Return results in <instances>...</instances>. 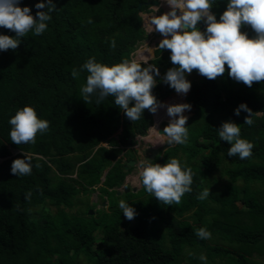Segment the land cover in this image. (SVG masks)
<instances>
[{
  "label": "trees",
  "instance_id": "16d2710c",
  "mask_svg": "<svg viewBox=\"0 0 264 264\" xmlns=\"http://www.w3.org/2000/svg\"><path fill=\"white\" fill-rule=\"evenodd\" d=\"M146 1L53 0L56 10L50 13L44 33L37 36L29 31L16 50H0V264H79L81 256L91 264H205L199 259L201 252L207 257L206 264H264L253 257L257 253L264 258V81L253 82L251 87L242 82L223 94L219 79H231L228 66L222 76L214 80L201 76L190 82L189 94L176 93L166 101L191 105L190 111L183 112L188 139L183 145L164 147L153 164L163 166L176 158L182 170L191 168V192L172 205L160 202L144 187L136 193L125 192L128 204L138 212L134 224L125 222L122 210L116 207V188L131 170L127 164L134 159L135 138L153 125V113L144 109L139 120L131 121L115 105V97L98 104L92 95L87 103L80 97L87 71L76 79L71 73L90 58L107 66L131 62L137 46L147 37L141 16L149 8ZM40 2L20 0L19 6L29 7L37 18V11H47L35 8ZM43 2L47 4V0ZM209 2L219 22L229 0ZM206 27L204 20L197 24L201 32ZM241 32L248 38L256 36L246 24ZM0 35L16 37L3 27ZM112 40L115 48L110 46ZM152 56L149 49L143 60ZM139 63L159 70V76L152 73L156 84L151 90L158 102L173 94L175 90L162 79L175 67L170 50L157 49L148 64ZM242 103L254 113L253 125L244 124L248 113L243 110L242 119L236 122L240 138L254 145L252 156L244 160L228 156L231 145L220 139L218 129L223 122L216 119L223 113L235 117L234 110ZM26 105L35 109L39 119L47 120L49 128L37 133L34 144L16 145L10 139L8 121ZM167 106L172 105L168 103L159 116ZM12 148L18 152L14 154ZM26 155L31 157V174H12V162ZM224 160L231 164L226 173L232 184L198 199L208 177ZM239 180L243 186L236 184ZM256 183L263 188L253 189ZM98 184H102L100 191L108 197L112 211L104 209L98 216L71 215L65 210L34 215L33 209L48 201L69 207L75 195ZM29 192L30 198L25 199ZM191 209L192 215L185 216ZM201 227L219 241L198 238L195 233ZM96 229L101 230V241L94 236Z\"/></svg>",
  "mask_w": 264,
  "mask_h": 264
},
{
  "label": "clouds",
  "instance_id": "9594fccd",
  "mask_svg": "<svg viewBox=\"0 0 264 264\" xmlns=\"http://www.w3.org/2000/svg\"><path fill=\"white\" fill-rule=\"evenodd\" d=\"M19 2L20 0H0V27L16 33L15 38L0 35V50H16L20 38L25 37L29 31H33L37 36L44 33L46 22L51 20L50 13L56 10L53 0H47V4L41 0L35 8H47V11H37V18H34L30 14L31 9L27 6L20 7ZM166 2L171 11L150 18L151 27L155 26V31L164 37L159 43V49L170 50V60L175 66L167 70L162 78L164 83L178 94H187L191 83L185 78L186 73L190 74L195 69L200 75L214 80L224 74L225 64L230 69L229 76L248 87H251L253 82L264 81V0H229L219 22L210 11L212 4L209 0ZM177 9L180 10V15H177ZM201 20L207 25L204 32L197 28ZM244 24L249 25L256 33L255 38H248L246 33L241 32V26ZM110 46L115 48V40L111 41ZM139 62L124 60L119 64L107 66L96 62L95 58H90L80 69H73L71 75L76 79L81 71H87L86 85L80 89V97L85 102L90 103L92 95L96 96L98 104L109 96L115 97V105L123 109L128 119L136 121L140 119L144 109H148L155 117L158 108L165 107L156 100L151 91L156 84L152 73L159 76L158 68L148 64L147 60V67H142ZM133 101L134 105L130 106ZM186 109L190 111L191 105L167 106V115L173 119L164 128L166 135L158 133L166 137L167 144L183 145L187 142V117L183 115ZM241 110L248 113L244 124L253 125L252 110L242 103L234 110V114L239 116ZM154 119L156 122V118ZM8 123L12 126L10 139L16 145L34 144L37 133L42 134L49 128V122L39 119L35 109L27 105L18 110ZM155 125L153 123L152 127ZM148 130L147 134L150 132ZM218 133L221 140L231 145L228 149L229 157L238 155L244 160L252 156L254 145L240 138L241 129L235 123L224 122ZM36 167L40 165L37 164ZM11 172L16 176L30 175L31 157L26 155L25 159H15L11 164ZM139 177L146 191L166 205L179 204L181 197L192 190V170H182L180 161L176 158H171L163 166L148 162L147 166H144L142 163ZM209 195V189H205L198 199L204 200ZM30 196L29 192L25 199ZM119 207L129 221L136 215L134 208L123 200L119 202ZM195 235L202 240L211 239V232L203 227L199 228ZM199 259L206 264L205 255L201 254Z\"/></svg>",
  "mask_w": 264,
  "mask_h": 264
},
{
  "label": "rangeland",
  "instance_id": "374dc122",
  "mask_svg": "<svg viewBox=\"0 0 264 264\" xmlns=\"http://www.w3.org/2000/svg\"><path fill=\"white\" fill-rule=\"evenodd\" d=\"M167 5L168 4H167L166 0H160L159 5L148 6L149 8L147 11L141 12V16L143 18V26L145 28L147 37L137 46L136 50L132 54V60H136L138 62L139 61L138 57L140 55V52L142 50H149V49L152 50L153 56L151 59L147 60V62H149L150 60H152L155 57L156 51H157V49H159V47H157V44L159 43V41L157 39L159 37H161L160 36L161 34L158 31H155V29H154L155 26H152L153 27V30H152V27L150 25V18L155 16V15L159 16V15L165 14L166 9H167L166 8ZM180 14H181L180 10L177 9V15H180ZM147 16H149L150 18L147 19L146 18ZM226 67H227V64H225V70H226ZM201 76L202 75H200L198 73V71L194 69L192 71V73H190V74L187 73L185 78L189 82H192L196 79H199ZM219 83L221 85V90H222L223 94L228 93L230 89H237L242 84V82H237L232 78L228 79L225 76H222L219 79ZM176 93L177 92L174 91L173 94H171V96L176 94ZM188 94H189V92H188ZM169 98L164 99L161 103H165ZM167 103H170L171 105H177L172 100L171 101L169 100V102H167ZM158 116H159V110L157 111V117ZM157 117H156V119H157ZM159 117H164L163 122L160 123L161 120L158 118L159 123L155 126V127H157V129L155 127L152 128L154 131H158V132H159L160 125H161V127L164 128L172 120V117H169L167 115V112L162 113L161 116H159ZM176 118L178 119L179 116H177ZM216 119H221L223 123L224 122H233V123L237 124L236 122L241 120L242 118L240 115L235 116L233 118H229V117H227L226 113H223L222 115H217ZM119 133H120V131L117 134H119ZM117 134H116V136H117ZM141 136L143 137V139ZM141 136L140 135L136 136V138H135L136 144H134L132 146V150H133L132 155L134 157V159H132V160L135 162H134V164H130L128 162L127 165L131 167V170L127 174L124 183L120 187L116 188L117 191L121 192L120 194L116 193V197H115L116 201H118V205L116 206L118 208H120L119 202L121 200L128 203V198L125 195L126 189H129V191L136 193L143 187V185L140 181L139 172L141 170V164L142 163H144V166H147L148 161H146L145 157H147L149 155L148 148L150 146H156V145L162 146L166 142V140L163 141V139L165 137L164 138L160 137V138H157L156 140H152V139H149L150 137L148 138L149 134H147V133L145 135H141ZM158 143H159V145H158ZM104 145L108 146V143L105 142ZM125 150L129 151L130 149L128 148ZM179 156L181 157L182 161H186V155L183 152H180ZM198 159H199V157H198ZM230 165L231 164L227 160H224L223 164L219 168H217L212 173L211 176L208 177L207 181L205 182L206 189H209V191H210V190L222 187L224 185L232 184L231 179L229 178L228 174L226 173V169ZM74 176H76V174H73V177ZM104 177H105V174L102 176V179ZM54 178H56V177H54ZM102 181H104V180H102ZM236 184L239 186L244 185L242 180H239L238 182H236ZM101 186H102V184H98L95 187H89L88 191H86L85 193H78L77 195L74 196L73 204L69 207H66L65 205H56V204H53L50 201H48L44 204L45 206H39V207L34 208L33 209V211L35 212L34 215L36 217H40L43 214L54 215L60 210H65L66 212H68L71 215H85V214L89 215V214H92V215L98 216L100 214V212L103 211L104 209L108 210V211H112V209L109 206L108 197L100 191ZM252 187H253V189L263 188V186L260 183L253 184ZM133 188H136V191H134ZM129 191H127V192H129ZM211 205H213V203H211ZM90 210H92V213H90ZM193 211H194V209H191L190 211H188L185 214V216H191ZM135 212L138 213L137 210H135ZM124 221L127 223H130V224H134L136 222V219L133 218L131 221H129L124 216ZM91 229H93V227H91ZM93 232H94V236H95L96 240L101 241V239H102L101 230L96 229ZM218 241L219 240L217 237L211 236L210 242L215 243ZM201 254H203V253L201 252ZM253 257L258 261L264 262V258L262 256L258 255L257 253L254 254ZM73 259L74 258L71 257V260H73ZM77 261L79 262V264H91L87 261L85 256L79 257L77 259ZM185 263L187 264L188 262L185 261Z\"/></svg>",
  "mask_w": 264,
  "mask_h": 264
},
{
  "label": "water",
  "instance_id": "95a60500",
  "mask_svg": "<svg viewBox=\"0 0 264 264\" xmlns=\"http://www.w3.org/2000/svg\"><path fill=\"white\" fill-rule=\"evenodd\" d=\"M143 3H140L138 5V8H140L142 6ZM146 5L148 6H151V5H159L160 4V0H147L145 2ZM157 47H159V43L157 44ZM145 62V60H143ZM171 96V95H170ZM169 96V97H170ZM168 97V98H169ZM161 103V102H160ZM155 118V117H154ZM155 120V119H154ZM155 121H154V125H155ZM152 126L149 128L148 132L151 130ZM165 128V127H164ZM164 128L163 127H160L159 128V133L160 134H163V135H166V133H164ZM169 144H167L165 142L164 145L162 146H150L148 148V151H149V155L147 157H145L146 161H148V163H153L154 159L160 154L161 150L164 149V147L168 146ZM12 151L14 154H16L18 151L15 150L14 148H12ZM135 161L131 160L129 161L130 164H134ZM102 180H105V177L102 179ZM134 191H136V188H133ZM126 192L129 191V189H126L125 190ZM118 194H120L121 192L120 191H117ZM90 213H92V210H90Z\"/></svg>",
  "mask_w": 264,
  "mask_h": 264
},
{
  "label": "bare ground",
  "instance_id": "6f19581e",
  "mask_svg": "<svg viewBox=\"0 0 264 264\" xmlns=\"http://www.w3.org/2000/svg\"><path fill=\"white\" fill-rule=\"evenodd\" d=\"M171 11V8H168V9H166V13L167 12H170ZM155 29V28H154ZM161 37H159L157 40L159 41V43H160V41L164 38L162 35H160ZM147 54H148V50H142L141 52H140V55H139V57H138V59H139V61H141V60H143L146 56H147ZM168 103L166 102L164 105L166 106ZM164 107H162V108H160L159 109V112L163 109ZM159 119H160V117H159ZM173 119V118H172ZM177 119V118H176ZM157 121H156V125L159 123V121H158V117H157V119H156ZM163 122V120L161 121V123ZM155 125V126H156ZM155 126H153V127H155ZM152 127V128H153ZM151 128V129H152ZM152 131V135H153V138H154V140H156L157 138H160V136L161 135H159L158 133V131H154L153 129L151 130ZM150 133V132H149ZM149 138V137H148ZM159 144V143H158Z\"/></svg>",
  "mask_w": 264,
  "mask_h": 264
},
{
  "label": "crops",
  "instance_id": "0c3cea01",
  "mask_svg": "<svg viewBox=\"0 0 264 264\" xmlns=\"http://www.w3.org/2000/svg\"><path fill=\"white\" fill-rule=\"evenodd\" d=\"M168 7H169V8H171L169 5H167V6H166V8L168 9ZM146 18H147V19H149L150 17H149V16H147ZM164 112H167V110H165ZM164 112H162V113H164ZM163 118H164V117H160V120L162 121V120H163ZM161 121H160V123H161ZM155 128L157 129V127H155ZM152 134H153V133H152V131H150V133H149V136H148V137H150L149 139H152V140H154V138H153V135H152ZM161 135H163V134H161ZM151 136H152V137H151ZM141 137H142V136H141ZM160 137L164 138V136H160ZM165 138H166V137H165ZM165 138L163 139V141H164V140H166ZM142 139H143V137H142ZM158 145H159V144H158Z\"/></svg>",
  "mask_w": 264,
  "mask_h": 264
}]
</instances>
